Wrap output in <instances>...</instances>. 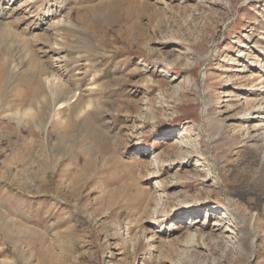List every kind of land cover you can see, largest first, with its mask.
Returning a JSON list of instances; mask_svg holds the SVG:
<instances>
[{"label":"rangeland","instance_id":"rangeland-1","mask_svg":"<svg viewBox=\"0 0 264 264\" xmlns=\"http://www.w3.org/2000/svg\"><path fill=\"white\" fill-rule=\"evenodd\" d=\"M0 8V264H264V0Z\"/></svg>","mask_w":264,"mask_h":264},{"label":"bare ground","instance_id":"bare-ground-1","mask_svg":"<svg viewBox=\"0 0 264 264\" xmlns=\"http://www.w3.org/2000/svg\"><path fill=\"white\" fill-rule=\"evenodd\" d=\"M1 9V8H0ZM2 16V14H1V12H0V18H4V17H1ZM2 20H4V19H2ZM1 24V23H0ZM1 27V26H0ZM8 29V28H7ZM205 57H208V55H205ZM204 73V77H205V72H203ZM183 83H185L184 81H183ZM186 85V84H185ZM202 116H203V119H204V121L202 122L203 123V125H202V123L200 122L199 124H198V126H199V129H200V131L202 132V133H205V135L207 136V133H206V131H205V129H204V125H205V123H206V121H207V119H208V117H209V113L207 112V107H205L203 110H202ZM259 117H261V113H260V115H259ZM263 118H264V116H262ZM261 120V119H260ZM262 120H264V119H262ZM202 121V120H201ZM263 122V121H262ZM261 122V123H262ZM261 133H263V132H261ZM262 135V134H261ZM264 135V134H263ZM216 139V137H209V136H207V138L204 140L205 141V144L207 145V148L209 149V153L211 152V149L213 148V144H214V140ZM255 139V138H254ZM257 139H259V140H261V138H257ZM264 141V140H263ZM262 162H264V153H263V156H262V160H261ZM231 207H233L232 205H230ZM240 216V215H239ZM240 218H241V216H240ZM242 219V218H241ZM192 220H193V218H192ZM195 222H198V220L197 221H195ZM220 224V223H219ZM187 226H193V224H190V225H187ZM227 232H235L236 233V231H234V230H232V229H230L229 231H227ZM254 232V231H253ZM248 234L249 236H250V240H251V244H252V246H253V248H254V246H256V239H257V236L255 235V233H253L254 235H252L250 232H248V231H244L242 234ZM237 234V233H236ZM258 235V234H257ZM230 238H233V235L232 236H230Z\"/></svg>","mask_w":264,"mask_h":264}]
</instances>
